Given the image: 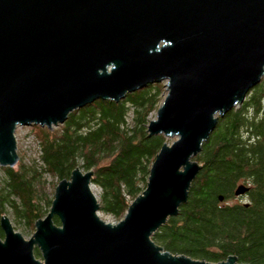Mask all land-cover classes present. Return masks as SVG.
<instances>
[{"label":"water","instance_id":"obj_1","mask_svg":"<svg viewBox=\"0 0 264 264\" xmlns=\"http://www.w3.org/2000/svg\"><path fill=\"white\" fill-rule=\"evenodd\" d=\"M263 77L264 0H0V166L20 159L19 127L53 129L97 100L165 80L148 132L176 137L116 223L101 217L94 171L81 167L56 185L29 239L3 215L0 264H249L173 253L153 235L187 202L219 119Z\"/></svg>","mask_w":264,"mask_h":264},{"label":"trees","instance_id":"obj_2","mask_svg":"<svg viewBox=\"0 0 264 264\" xmlns=\"http://www.w3.org/2000/svg\"><path fill=\"white\" fill-rule=\"evenodd\" d=\"M163 93L164 85L151 83L119 102L100 99L75 110L56 129L37 126L39 159L28 162L20 154L16 166H0V220L12 213L34 232L51 209L56 185L76 167L94 171L100 212L122 219L146 189L166 142L164 135L148 132ZM195 159L202 169L187 202L153 239L198 259L219 262L236 255L240 262L264 264V77L240 107L219 119ZM47 174L56 179L52 192ZM241 184L250 187L248 199L232 202ZM54 221L61 223L57 216ZM36 255L41 257L39 248Z\"/></svg>","mask_w":264,"mask_h":264},{"label":"rangeland","instance_id":"obj_3","mask_svg":"<svg viewBox=\"0 0 264 264\" xmlns=\"http://www.w3.org/2000/svg\"><path fill=\"white\" fill-rule=\"evenodd\" d=\"M161 84L164 85V93H163V97H164V94L166 92V87H165L166 80L161 82ZM155 116H156V112L152 114L151 118L153 119V118H155ZM58 127H60V126H54L53 129H56ZM16 136H17V140H18V152H19V154H24L25 159L28 162L32 161L33 159H39L40 148L37 145V136H38L37 126L19 127L17 129ZM165 138L169 144H171L176 139V137H169V136H167V137L165 136ZM1 176H2V171L0 169V178H1ZM46 178L49 181L48 188L52 192V190L54 188L53 183L56 181V179L49 174L46 175ZM93 189H94L95 193L98 195L99 190L95 186H93ZM54 192H55V190H54ZM247 199L248 198L246 195H242V196H238V197L234 198L232 200V202H241V201H246ZM99 213H100L101 217L104 218L106 221L116 223L120 220V219H116L114 217L104 215L101 212H99ZM7 215L12 220L14 228L17 231L21 232L26 239H29L32 236L33 232L29 227H27V225H25L23 223H20V224L17 223L14 220L12 213H9Z\"/></svg>","mask_w":264,"mask_h":264}]
</instances>
